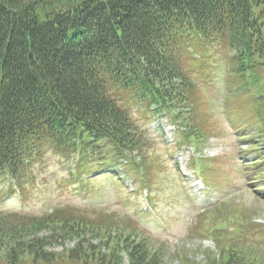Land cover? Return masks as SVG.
<instances>
[{
	"label": "trees",
	"instance_id": "16d2710c",
	"mask_svg": "<svg viewBox=\"0 0 264 264\" xmlns=\"http://www.w3.org/2000/svg\"><path fill=\"white\" fill-rule=\"evenodd\" d=\"M201 52L205 70L227 64V119L248 143L234 170L264 193V0H0V182L26 192L54 156L68 166L67 184L92 189L104 177L123 190L125 166L140 186L124 197L144 187L153 196L161 164L147 125L167 112L180 126L175 147L195 148L191 165L215 188L220 159L204 151L224 127L202 108L191 60ZM142 202L135 209L144 214ZM234 204L200 213L191 228L215 239L218 252L196 261L177 251L180 264H264V238L257 246L240 239L264 228ZM233 221L239 232L216 230ZM174 254L118 211L0 212V264H172Z\"/></svg>",
	"mask_w": 264,
	"mask_h": 264
},
{
	"label": "rangeland",
	"instance_id": "374dc122",
	"mask_svg": "<svg viewBox=\"0 0 264 264\" xmlns=\"http://www.w3.org/2000/svg\"><path fill=\"white\" fill-rule=\"evenodd\" d=\"M191 60L197 66L195 74L199 75L202 93L204 99L207 100V105H203L202 108L206 113L213 114L214 118L220 121L224 127L223 136L212 139L214 144L205 150L207 156H217L220 159L216 161L214 167L217 169L218 175H221V179L218 180V185L215 188L211 187L212 194L204 192L202 186H197L195 183L188 186L181 180L182 177L178 174L175 161L176 158H181L182 154L171 155L177 149L172 147L174 149L172 151L171 146L165 140V130L169 126L163 128V125H166V119H163L161 124L154 121L147 125V130L153 137L149 149L151 157L161 164L159 177L154 183L156 194L152 196V201L156 204L154 205L164 224L154 214H142L136 211V204L141 203V199H143L140 209L146 212L145 191L142 190L140 195L132 194L134 196L129 200L124 197V192L135 193L139 187L138 183L125 179L123 181L124 188L121 190L111 180L103 177L99 178V183L92 189L91 187L86 189L82 185L72 186L66 182L68 166L60 163L54 156H49L38 167L36 181L27 188L26 192L21 189L12 192L6 184L7 182H0V211L39 216L55 207L70 205L89 213L95 209L118 211L122 215L138 218L143 227L155 238L167 243L173 254L177 251H181L182 254L189 251L192 252V257L196 261L204 259L207 249L216 251L217 246L212 239L205 237L203 239L193 235L190 227H193L192 223L195 225L198 212L207 206L215 205L226 195L238 194V191H243L240 198L236 196L232 199L235 201L234 211L236 213L238 211L240 217L241 215L246 216V220H250L255 225L263 226L264 193L251 191L255 184L247 185L246 181L241 180V175L234 170V164L242 159V153L239 151L247 149L248 143L239 139L240 136L232 129L227 119L225 110V98L228 96L226 89L227 64L219 63L220 65L216 64L205 70L204 67L209 59L202 52ZM135 118H140V116L136 113ZM140 121L145 122V120ZM185 160L181 162L183 169L186 166ZM191 192L195 194L194 200ZM232 211L230 209L229 213H234ZM251 214L257 216L251 217ZM233 215L230 214L231 218ZM249 226L251 225L247 224V227ZM261 236L244 238L243 241L257 246L263 243V239L259 238H264V232ZM73 245L75 242L66 243V245L54 244L51 249L61 251L65 247ZM172 264H180V259L175 254Z\"/></svg>",
	"mask_w": 264,
	"mask_h": 264
}]
</instances>
